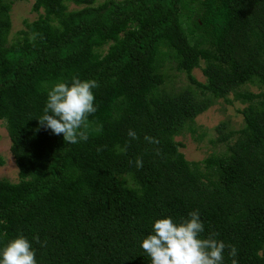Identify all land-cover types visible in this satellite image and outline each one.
Returning <instances> with one entry per match:
<instances>
[{"label": "trees", "instance_id": "obj_1", "mask_svg": "<svg viewBox=\"0 0 264 264\" xmlns=\"http://www.w3.org/2000/svg\"><path fill=\"white\" fill-rule=\"evenodd\" d=\"M95 1L33 0L37 18L9 39L13 1L0 0V120L18 176L0 178V249L24 236L37 264H151L140 245L154 221L199 210L202 238L264 264V0ZM167 69L187 86L167 87ZM73 77L99 85L76 144L38 121ZM218 99L238 101L241 122L222 120L209 142L223 150L189 161L176 137Z\"/></svg>", "mask_w": 264, "mask_h": 264}, {"label": "clouds", "instance_id": "obj_2", "mask_svg": "<svg viewBox=\"0 0 264 264\" xmlns=\"http://www.w3.org/2000/svg\"><path fill=\"white\" fill-rule=\"evenodd\" d=\"M98 87L94 79L81 80L77 77H73L70 84L55 83L47 93L39 124L55 135H62L67 143L87 141L89 117L97 111L93 90ZM128 136L138 139L132 130H129ZM144 139L159 143L154 137L145 136ZM136 166H143L141 158H137ZM203 232L204 224L199 210H196L178 223L171 217L155 220L153 234L144 238L140 246L150 257L151 264H223L226 247L228 255L233 257L232 264H237L235 246H226L223 241L217 240L216 233L202 238ZM35 240L39 243L38 236ZM0 264H37L32 243L24 236L10 239L0 249Z\"/></svg>", "mask_w": 264, "mask_h": 264}, {"label": "rangeland", "instance_id": "obj_3", "mask_svg": "<svg viewBox=\"0 0 264 264\" xmlns=\"http://www.w3.org/2000/svg\"><path fill=\"white\" fill-rule=\"evenodd\" d=\"M13 4L10 11L11 17V31L9 39L14 38L16 32L24 27V20L29 22L37 18V12L31 10L33 0H12ZM104 0H96L94 5L101 3ZM69 9L77 8L72 3L68 4ZM106 48V47H105ZM166 73L169 74L167 87L180 89L187 86V79L185 74L180 73L174 69H167ZM196 80L204 82L205 78L200 68H195L192 71ZM251 90L257 91L256 87L250 86ZM239 106L238 101H233L231 104L226 103L223 99L216 100L208 110L198 115L195 119V130L197 134L202 131L206 132V135L197 140L191 134L190 131H186L183 135L176 137L177 140H181L185 146L181 149L185 158L189 161H201L207 155L212 152H219L223 150L221 144L214 146L209 139H215L217 134L215 132V126H217L222 120L229 121L230 127H236L241 122L240 115L236 112V108ZM10 140L5 127V124L0 120V178L8 179L11 182L17 181V168L14 164L13 157L9 150Z\"/></svg>", "mask_w": 264, "mask_h": 264}]
</instances>
